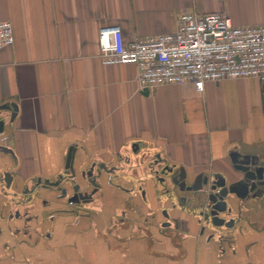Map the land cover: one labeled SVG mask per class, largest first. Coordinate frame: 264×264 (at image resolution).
I'll list each match as a JSON object with an SVG mask.
<instances>
[{
	"label": "crops",
	"instance_id": "0c3cea01",
	"mask_svg": "<svg viewBox=\"0 0 264 264\" xmlns=\"http://www.w3.org/2000/svg\"><path fill=\"white\" fill-rule=\"evenodd\" d=\"M184 10L264 25V0H0V21L15 34L0 49V105H18L0 133L17 156L0 153V174L13 178L0 177V264H264V185L258 196L230 194L232 211L221 215L234 224L213 229L198 199L172 207L191 194L173 175L158 182L149 163L160 153L187 182L202 172L240 179L236 152L264 168V83L141 90L135 64L100 57L102 27L119 26L129 42L174 32ZM10 115L0 111L7 123ZM72 146L78 181L86 186L87 168L103 171L81 214L47 186L65 173Z\"/></svg>",
	"mask_w": 264,
	"mask_h": 264
},
{
	"label": "built area",
	"instance_id": "2783aa9c",
	"mask_svg": "<svg viewBox=\"0 0 264 264\" xmlns=\"http://www.w3.org/2000/svg\"><path fill=\"white\" fill-rule=\"evenodd\" d=\"M14 43L12 22L0 21V49ZM98 43L104 64L138 67L141 90L192 83L203 91L208 82L239 78L264 83V25L238 26L225 12L184 10L174 32L129 42L119 26H106Z\"/></svg>",
	"mask_w": 264,
	"mask_h": 264
},
{
	"label": "water",
	"instance_id": "95a60500",
	"mask_svg": "<svg viewBox=\"0 0 264 264\" xmlns=\"http://www.w3.org/2000/svg\"><path fill=\"white\" fill-rule=\"evenodd\" d=\"M0 111H10V120H7L0 116V133H3L8 124L12 123L17 115L18 105L15 102L5 103L0 105ZM137 146V143H134ZM137 147H135V150ZM75 148L72 146L68 152L66 167H71L73 164ZM0 153L10 154L12 158L16 161L17 156L12 148L7 145L0 143ZM238 156L242 157L238 162ZM232 161L235 164V169L242 173V177L237 181L228 183L225 178L219 181L218 174H207L203 177V174H197L195 178L187 182L186 176L181 175L172 177V182L178 183L179 179H182L181 183L178 185L181 190L189 192L190 196H183L181 199L177 198L176 201L172 202V207L177 205L181 206L182 203H189V200L198 199L200 201V215L206 225H211L213 229L217 227H227L233 226L234 221H226L225 217L221 214L226 212H231L232 207L229 205L228 198L230 194L237 196L240 199L246 198L250 193L254 196L260 195L262 192L261 186L264 185V168L263 165L260 166V162L256 161L252 156H243L238 152L232 155ZM106 168V166L104 165ZM103 168V166H102ZM92 169V167H91ZM106 170V169H103ZM170 173L171 169H168ZM98 177L101 178L103 171H98ZM93 172L88 173V181L91 182ZM186 175V174H185ZM7 184L12 181L11 172H5L1 174ZM156 178H159L158 176ZM161 181H166V178L160 177ZM185 183V187L181 185ZM57 184V183H51ZM174 191L171 190V195L174 196ZM170 195V196H171ZM204 199L202 200L201 197Z\"/></svg>",
	"mask_w": 264,
	"mask_h": 264
},
{
	"label": "flooded vegetation",
	"instance_id": "af4514ba",
	"mask_svg": "<svg viewBox=\"0 0 264 264\" xmlns=\"http://www.w3.org/2000/svg\"><path fill=\"white\" fill-rule=\"evenodd\" d=\"M76 150V149H75ZM75 150H74V158H73V164L71 167H66L65 173L61 174L58 178V180H55L52 183H57L55 184H50L47 185L49 188H55L58 190L57 194V199H66V205L70 207L69 212L73 214H81L83 212H88L89 208L87 207L88 204L93 203L96 200V195L98 191L101 189V183H100V178L98 177V171L97 169L95 171V166H92V169H85L83 171V178L86 180V186L83 185L80 181H78V173L74 167V159H75ZM147 156V152L143 153V158ZM238 162L241 160L242 157L238 156ZM149 163H150V168L152 173L155 174V177H163L165 178L166 174L169 175H175L181 177V175L186 176L188 178V172L187 171H182L178 170L176 166H174L171 162L167 160V158L163 157L160 153H155L149 158ZM263 165L260 163V166ZM235 166V164H234ZM168 169H171L172 172L168 171ZM112 171V170H111ZM93 172L91 182L88 181V173ZM186 174V175H185ZM200 174V173H199ZM203 177L206 176L207 174L203 173ZM218 174V180L222 181V178H226L224 174L217 173ZM216 174V175H217ZM1 177V174H0ZM3 178V177H2ZM159 178H156L158 182L164 183V181H161ZM64 179H67V182H70L71 188L70 187H65L62 185ZM38 182H41L42 179H38ZM66 181V180H65ZM64 181V182H65ZM237 181V180H236ZM228 182V181H227ZM185 183H182L184 187ZM166 189H168L166 187ZM169 192V190H168ZM181 199V198H180ZM182 203V202H181ZM163 212L166 214L167 211L164 209ZM50 217H54V215H49Z\"/></svg>",
	"mask_w": 264,
	"mask_h": 264
}]
</instances>
